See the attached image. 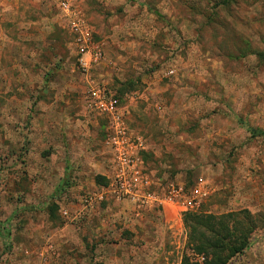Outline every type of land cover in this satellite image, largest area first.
Masks as SVG:
<instances>
[{
    "label": "rangeland",
    "instance_id": "1",
    "mask_svg": "<svg viewBox=\"0 0 264 264\" xmlns=\"http://www.w3.org/2000/svg\"><path fill=\"white\" fill-rule=\"evenodd\" d=\"M60 1L0 0V264H180L193 256L185 214L238 212L248 244L229 264H264V0H75L102 53L87 73ZM90 82L122 107L133 97L126 124L146 142L147 172L192 209L136 217L109 194L81 208L112 166L108 123L84 108ZM52 102L56 134L36 138ZM88 150L105 177L78 175Z\"/></svg>",
    "mask_w": 264,
    "mask_h": 264
},
{
    "label": "built area",
    "instance_id": "2",
    "mask_svg": "<svg viewBox=\"0 0 264 264\" xmlns=\"http://www.w3.org/2000/svg\"><path fill=\"white\" fill-rule=\"evenodd\" d=\"M58 9L69 19L79 67L87 73L101 63V50L93 46L87 23L76 15L78 10L75 0H61ZM84 104L87 112L98 117L103 116L108 123V134L104 143L112 156V174L107 186L99 187L97 191L81 198V208L91 210L101 204L109 194L117 203L129 205L136 217L148 210H162L165 207L177 206L183 209L188 206L187 208L192 209L190 198L179 187L170 185L167 191L160 194L158 181L147 172L141 157L146 152V142L128 129L125 112H122L123 108L113 95L90 82ZM63 215L67 217L68 213L63 212ZM197 260L200 262L202 258Z\"/></svg>",
    "mask_w": 264,
    "mask_h": 264
},
{
    "label": "trees",
    "instance_id": "3",
    "mask_svg": "<svg viewBox=\"0 0 264 264\" xmlns=\"http://www.w3.org/2000/svg\"><path fill=\"white\" fill-rule=\"evenodd\" d=\"M96 181L104 182V179ZM248 222L246 212L221 216L185 214L183 224L193 259L185 257L180 264H229L247 247ZM198 257L202 261L199 262Z\"/></svg>",
    "mask_w": 264,
    "mask_h": 264
},
{
    "label": "crops",
    "instance_id": "4",
    "mask_svg": "<svg viewBox=\"0 0 264 264\" xmlns=\"http://www.w3.org/2000/svg\"><path fill=\"white\" fill-rule=\"evenodd\" d=\"M6 2H7V0H6ZM3 4V3H2ZM126 11V10H125ZM1 13H3V11L1 10ZM127 19V18H126ZM135 18H132L131 20H133L132 22L133 23H137L138 22V20H134ZM128 21V20H127ZM4 36V38H6V36L5 35H3ZM2 50H1V48H0V54L2 53L1 52ZM148 90V89H147ZM146 90V91H147ZM175 91V90H174ZM33 93L35 94L36 93V96H34V99H33V102L32 103H28L27 105H30V107H31V105H33L32 107H35V109L36 110H38L39 111V105H40V101H39V94H40V92H39V88H34L33 87ZM110 93V92H109ZM111 95H113L114 97H115V99L120 103V106L122 107V104H121V101H120V99L118 98V97H116V94H112V93H110ZM148 93L147 92H143L141 95H140V98L141 99H144V102H147L148 100H147V97H148ZM37 98H38V101H36L37 100ZM130 99H128V102L126 103V101H125V105H124V107H122L123 109H121L122 110V112L124 111L125 112V123H126V116H129V112H127V108L129 107V108H131V107H134L135 106V100L133 99V97H129ZM38 106V107H37ZM48 124L46 125V123L47 122H44V126H39V123L37 124V125H34V137H36L37 138V135H38V132H39V135L44 139L45 137H48V139H52L53 138V136H55V132H56V122H55V119H54V117H53V111H52V109H54L55 107H56V102H52V103H48ZM41 107V106H40ZM157 107H159V109H160V106H157ZM84 108H85V104H84ZM2 109V108H1ZM37 114H38V116H39V112H37ZM133 117V115H130V118L131 119H133L132 118ZM0 119H1V123H5V130H1V131H5L6 132V134H10V132H9V130H8V124L6 123V121H9L8 119H9V117H8V115L7 114H4V115H2L1 117H0ZM40 119V118H39ZM44 120H46L45 118H44ZM43 120V121H44ZM136 123H139V121H136V120H134ZM141 123V122H140ZM126 126H127V124H126ZM128 127V126H127ZM38 130H37V129ZM86 152V153H85ZM84 153V156L87 158V159H85L84 161H85V164H86V166H84V163L83 164H81V168H79L80 169V172L78 173V175L79 176H81L80 174H85V171L86 172H88V173H90L91 172V170L88 168L89 166H92V167H94L95 169H96V171H98L97 173H95L94 174V176L95 175H104V176H102V177H105V175H107V174H109L108 173V170H106V168H105V165H103L102 166V164H100L98 161V163H95L94 161L91 163V161H92V159H91V157L92 158H95V154H92V152H90V150H88V151H85ZM34 155V157H37V154H33ZM51 158H53L54 157V159H56V155H51L50 156ZM64 165L66 166H70V167H68L69 168V171L70 172H72L71 174H75L76 173V171H77V167H76V165H75V167H74V164L71 166V164H70V162H68V163H66V162H64ZM66 166V167H67ZM75 170V171H74ZM109 170H110V174H112V166H110V168H109ZM99 178V176H96V178L95 179H90V181L88 180V179H84L85 180V182H88V184H92L93 182H94V180L96 181L97 179ZM80 183V184H79ZM78 184H79V186H82V184H81V182H79L78 181ZM32 185V187L34 188V191L35 192H37L38 190H39V187H41L40 185H39V183H32L31 184ZM35 189H37V190H35ZM164 210H167L168 211V213H171V215H173V217H176V216H178V214L182 211V208H180V207H177V206H173V207H165V208H163L162 209V211H164ZM165 212V211H164ZM118 215H120V212L118 213V214H116V217H120V216H118ZM178 264V263H177Z\"/></svg>",
    "mask_w": 264,
    "mask_h": 264
}]
</instances>
